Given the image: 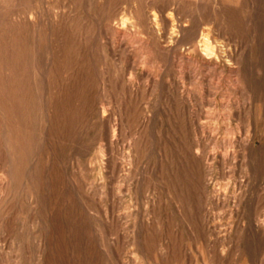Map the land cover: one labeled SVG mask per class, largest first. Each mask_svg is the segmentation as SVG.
<instances>
[{
  "label": "rangeland",
  "instance_id": "obj_1",
  "mask_svg": "<svg viewBox=\"0 0 264 264\" xmlns=\"http://www.w3.org/2000/svg\"><path fill=\"white\" fill-rule=\"evenodd\" d=\"M0 264H264V0H0Z\"/></svg>",
  "mask_w": 264,
  "mask_h": 264
}]
</instances>
